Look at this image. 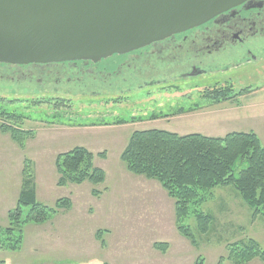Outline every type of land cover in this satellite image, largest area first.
I'll list each match as a JSON object with an SVG mask.
<instances>
[{"label":"rangeland","instance_id":"obj_1","mask_svg":"<svg viewBox=\"0 0 264 264\" xmlns=\"http://www.w3.org/2000/svg\"><path fill=\"white\" fill-rule=\"evenodd\" d=\"M114 59L100 63L99 69L111 68ZM85 80L74 84L64 78L58 85L51 81L41 87H102ZM18 82L23 89L0 82L6 89L0 91V111L19 120L0 117V228L6 227L8 212L16 207L25 161L31 165L36 201L54 208L58 200L67 199L70 207L42 224L24 225L20 248L0 250V264H194L198 259L218 264L232 243L253 240L264 249V217L253 216L231 187L215 189L213 199L202 207L214 220L208 233L199 234L194 219L185 220L196 240L194 246L177 231L174 202L159 183L131 174L120 160L135 131L224 137L252 130L264 142V90L244 93L238 104L211 105L203 91L156 87L121 94L73 91L78 95L64 97L62 91H25L31 86L26 87L24 80ZM139 82H118L114 87L136 89ZM183 82L178 85L185 86ZM191 82L194 86L196 81ZM214 82L209 80L207 85ZM262 83L264 76H252L236 82L234 88H255ZM32 87L37 85L33 82ZM181 109L189 112L175 114ZM1 126L26 135L22 142L13 141ZM76 147L93 155V165L104 172L103 183L57 184L56 157ZM26 212L23 208V215ZM222 264L231 263L224 260ZM247 264L262 263L254 259Z\"/></svg>","mask_w":264,"mask_h":264},{"label":"trees","instance_id":"obj_2","mask_svg":"<svg viewBox=\"0 0 264 264\" xmlns=\"http://www.w3.org/2000/svg\"><path fill=\"white\" fill-rule=\"evenodd\" d=\"M246 92L249 91H203V97L211 105H234L238 104V97ZM180 113L183 112L175 111V114ZM2 116L6 121H19L17 117L0 111ZM1 131L9 133L16 142H22L26 135L11 127L1 126ZM120 160L131 174L159 183L174 202L177 231L194 246L196 240L189 225L184 222L188 218L194 219L199 234L209 232L213 216L205 213L202 207L213 199L217 188L231 187L253 216L264 217V145L253 132L206 137L196 133L179 135L155 129L135 131L130 135ZM237 167L242 168L238 170ZM55 168L59 186L85 181L97 185L103 183L105 178L104 172L93 165V155L83 147L59 154ZM21 174L22 186L16 207L8 212L6 227L0 228V250L17 251L22 244L24 225L42 224L60 209L70 207L67 199L58 200L54 208L36 201L34 178L28 161L24 162ZM23 208H27L25 215ZM155 247L160 248L159 245ZM160 249L164 250L163 247ZM254 259L264 264V249L249 240L228 245L226 258H220L218 264L224 260L231 264H247ZM203 262V259H198L194 264Z\"/></svg>","mask_w":264,"mask_h":264},{"label":"flooded vegetation","instance_id":"obj_3","mask_svg":"<svg viewBox=\"0 0 264 264\" xmlns=\"http://www.w3.org/2000/svg\"><path fill=\"white\" fill-rule=\"evenodd\" d=\"M112 58H116L111 63L112 67L105 66L101 69L99 64L105 60L97 63H0V82L8 81L7 84L23 89L17 83L24 80L26 87L31 86L25 91H62L61 95L64 97L78 95L73 91H120L118 93L121 94L123 91L130 93L133 90L156 87L161 91L264 90V83L255 88H234L238 81H245L252 76H264V0H244L197 27L108 59ZM129 70L131 73L122 75ZM64 78L74 84L78 81L83 83L86 79L89 84L97 83L102 87H41L52 82L58 85ZM136 79L142 81L136 89L114 87L118 82L126 85ZM192 80L196 81L194 86H191ZM209 80L215 82L207 85ZM182 81L185 86L178 85ZM33 82L37 85L35 89L32 87ZM108 85L109 87H105ZM10 89L8 91H12ZM0 91L6 89L0 86Z\"/></svg>","mask_w":264,"mask_h":264},{"label":"water","instance_id":"obj_4","mask_svg":"<svg viewBox=\"0 0 264 264\" xmlns=\"http://www.w3.org/2000/svg\"><path fill=\"white\" fill-rule=\"evenodd\" d=\"M244 0H0V63H97L197 27Z\"/></svg>","mask_w":264,"mask_h":264},{"label":"crops","instance_id":"obj_5","mask_svg":"<svg viewBox=\"0 0 264 264\" xmlns=\"http://www.w3.org/2000/svg\"><path fill=\"white\" fill-rule=\"evenodd\" d=\"M237 109V107H234L232 109H230V111H235ZM251 132H253L252 130H250ZM256 131H254L253 133L259 138V140L261 141V143L264 145V142L261 140L260 136L257 134V132L255 133ZM224 188H229V187H224Z\"/></svg>","mask_w":264,"mask_h":264}]
</instances>
